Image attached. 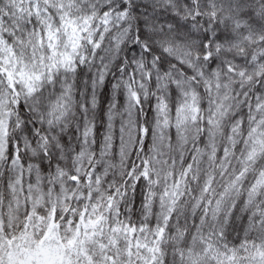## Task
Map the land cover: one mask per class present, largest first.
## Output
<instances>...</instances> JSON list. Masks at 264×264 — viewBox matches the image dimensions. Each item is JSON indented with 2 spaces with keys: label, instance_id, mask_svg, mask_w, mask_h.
<instances>
[{
  "label": "snow or ice",
  "instance_id": "1",
  "mask_svg": "<svg viewBox=\"0 0 264 264\" xmlns=\"http://www.w3.org/2000/svg\"><path fill=\"white\" fill-rule=\"evenodd\" d=\"M0 264H264V0H0Z\"/></svg>",
  "mask_w": 264,
  "mask_h": 264
}]
</instances>
